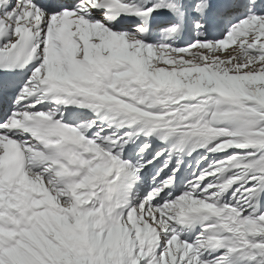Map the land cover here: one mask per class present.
<instances>
[{
	"label": "snow or ice",
	"instance_id": "6c2138e0",
	"mask_svg": "<svg viewBox=\"0 0 264 264\" xmlns=\"http://www.w3.org/2000/svg\"><path fill=\"white\" fill-rule=\"evenodd\" d=\"M0 264H264V0H0Z\"/></svg>",
	"mask_w": 264,
	"mask_h": 264
},
{
	"label": "rangeland",
	"instance_id": "374dc122",
	"mask_svg": "<svg viewBox=\"0 0 264 264\" xmlns=\"http://www.w3.org/2000/svg\"><path fill=\"white\" fill-rule=\"evenodd\" d=\"M231 47V45H226V48Z\"/></svg>",
	"mask_w": 264,
	"mask_h": 264
}]
</instances>
